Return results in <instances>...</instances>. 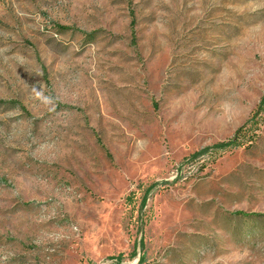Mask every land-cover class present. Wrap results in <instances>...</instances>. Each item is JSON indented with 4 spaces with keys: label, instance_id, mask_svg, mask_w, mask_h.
I'll use <instances>...</instances> for the list:
<instances>
[{
    "label": "rangeland",
    "instance_id": "1",
    "mask_svg": "<svg viewBox=\"0 0 264 264\" xmlns=\"http://www.w3.org/2000/svg\"><path fill=\"white\" fill-rule=\"evenodd\" d=\"M262 215L264 0H0V264H264Z\"/></svg>",
    "mask_w": 264,
    "mask_h": 264
},
{
    "label": "trees",
    "instance_id": "2",
    "mask_svg": "<svg viewBox=\"0 0 264 264\" xmlns=\"http://www.w3.org/2000/svg\"><path fill=\"white\" fill-rule=\"evenodd\" d=\"M221 145H227V143L226 144L224 143V144H221ZM262 216L264 217V215H262Z\"/></svg>",
    "mask_w": 264,
    "mask_h": 264
}]
</instances>
